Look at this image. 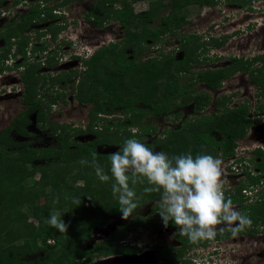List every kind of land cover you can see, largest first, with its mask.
Wrapping results in <instances>:
<instances>
[{
    "label": "flooded vegetation",
    "instance_id": "obj_1",
    "mask_svg": "<svg viewBox=\"0 0 264 264\" xmlns=\"http://www.w3.org/2000/svg\"><path fill=\"white\" fill-rule=\"evenodd\" d=\"M74 1L81 0H61L59 3L54 1L50 5L46 3L50 8L45 5L44 9L39 7L38 2H35L29 13L26 12V9H23V14L20 15L18 20L3 22L2 27L0 25V99H4V102L8 99H17L18 104L23 107L15 113L10 123L0 124V141L10 140V142L16 144L14 147L12 146L15 150L17 148L22 149L27 143L29 148L41 151L46 148H53L63 152L64 150H60L63 146L62 142L64 140L71 143L74 141L72 132L66 131L65 127L70 126L72 130H82L84 138H88L85 143H89L103 137L100 134L101 131H105V126L110 125V131L116 130L117 137L125 130H129L134 137L150 148L162 151L160 145H157L158 140L166 139L172 132L182 129L180 134L184 135L187 134L188 126L198 120L216 118L232 112L245 126L243 128L244 133L234 139L231 154L225 155L223 145L216 148L217 153L215 156L222 160V179L225 181L226 196L242 195L245 198L244 203L235 202L233 207L243 213L245 206L258 205L260 207L257 217H264L262 213V208H264V51L253 55L248 49L250 44L242 43L243 45L238 46L237 49L242 48L243 53H234L236 47H234L233 41L229 43V40L239 30L234 28L232 31L225 30L223 32L221 30L220 32L217 21H212L205 28L204 25V31L202 32L191 31L192 24L189 21L188 10L186 9L187 22L175 33L167 32L173 35L178 34L174 45L171 39L165 40L167 33L163 34L158 42L147 38V49L154 48L155 45L158 46L155 49L157 53L145 55L142 50L134 47L137 39L127 41L128 32L119 20L112 19L103 22L101 26L98 25L95 21V12L98 11L94 10L95 4L88 9L87 13L80 16L83 24L89 23L95 29H104L108 23L117 22L123 27L126 35L117 38L116 41L109 42L107 45H100L90 55H86L84 49L82 54L81 52L77 53L75 48L80 43L74 42L68 34L59 37L61 33L57 30L59 27L63 29L70 21L75 24L73 17L72 20L68 21L67 15L62 14V7ZM39 2L43 3L44 0H39ZM194 5L200 7L215 6L209 4ZM36 7L43 12L46 8L50 9L52 10L53 19L57 18L64 21L60 22L58 20V23L56 21L49 23L47 19L43 20L42 16L44 14L40 17L41 21H32L39 32L38 37L35 38L39 39L40 43L33 49L27 50L26 46L28 44L23 47L20 41L27 36L24 33H28L29 26L25 31L19 32V36H16L12 33L10 24L15 28L19 24L21 25L25 16L31 14ZM250 9L252 8L250 7ZM152 22L150 21V23ZM56 30L58 35L54 36L53 33ZM131 30L134 31V28ZM132 34L134 32H130V35ZM187 37H196L198 42L185 44ZM45 38H49L53 42V46L50 47L48 40L46 39V41ZM218 42L221 44L218 45ZM112 43L126 48V55L129 58L136 56L137 62L152 58L165 59L168 55H173L175 60L187 61L186 65L182 64V69L177 72L181 94L179 97H172L171 109L158 116L149 113L142 120V125L149 126L150 129L155 127L154 133L146 134L144 139L139 135L141 126L132 122V112L127 113L121 110L98 111L93 112L91 118L89 112L85 125H79L73 121L59 120L54 115L58 110L55 108L58 105V98L65 99L67 95H71V99L76 98L83 105L89 104L88 101L80 99V85L89 68L87 61L91 59L95 52ZM61 44H63L62 47H60ZM191 44L197 46L194 59L189 54ZM18 45H21V47L16 52L12 48H16ZM81 46L83 45L80 44L79 47ZM66 47L69 48V51L75 53H72L69 59L64 60ZM224 49L230 53L224 54ZM31 51L39 56L35 59L34 56H31ZM128 51H132V55H129ZM33 60L41 65L33 75L36 77H34V87L32 92H29L31 80L28 81L25 77L29 73L27 66ZM3 61L6 66L4 70L1 65ZM218 71L221 72L223 77L217 86L216 74ZM31 73L33 72L29 74ZM208 74L210 83L206 79ZM212 82L215 84L212 85ZM66 104L64 102V105ZM136 104L141 109L151 107L144 101H137ZM61 112L60 110L59 113ZM48 113L54 124L50 123L51 128L45 131L42 130L40 125H44L46 129ZM94 115H96V121L93 129L91 124ZM145 119L148 121L146 120L147 122L143 123ZM25 120L28 122L24 123ZM33 121L36 125L40 124L39 130L31 127ZM120 122L122 123L121 127L117 130L116 125ZM12 129L16 131L19 136L17 139L20 140H16L9 135V131ZM35 132L37 135H34ZM215 135L218 140L222 139L221 134L216 133ZM148 137L150 141L145 142ZM47 141L54 142V145L51 143L48 145ZM100 146L101 144L98 145V148ZM116 146L120 147L121 145ZM1 147L2 144L0 149ZM69 147L73 148L74 145L70 144ZM55 157L58 156L55 155ZM41 161L46 163L44 160ZM34 162H39V160ZM251 176L260 177V181L250 182ZM155 193L154 195L141 196L138 199L140 202L138 209L128 219H124L120 211L106 217H100V219L102 218L101 223L92 228L91 235L79 242V248L85 254L78 260V264H264V223H262V219L259 220L257 225L252 224L239 229L235 235H232L231 226L217 225L215 239L193 244L187 236L178 231V226L171 222L167 228L163 225L156 203L160 199L161 193ZM143 204L148 205L149 213L139 215L138 211ZM59 211H61V217H63L65 210L59 209ZM66 211L69 212L66 216H73L72 205L68 207L67 204ZM250 211L248 210L249 214H251ZM51 212L50 210V214H53ZM36 220L37 222H33L28 219L33 225L41 226L40 221ZM221 229L223 231H220ZM39 245H42L44 250H38L30 257L24 255L20 260L29 261L32 259L34 264H38L39 257L44 256L48 251L51 254L61 248L56 235L49 237L45 245L41 242H39ZM107 245L112 246L114 251L106 255L101 250ZM260 249L261 251H259ZM253 255L255 260H253Z\"/></svg>",
    "mask_w": 264,
    "mask_h": 264
},
{
    "label": "trees",
    "instance_id": "obj_2",
    "mask_svg": "<svg viewBox=\"0 0 264 264\" xmlns=\"http://www.w3.org/2000/svg\"><path fill=\"white\" fill-rule=\"evenodd\" d=\"M21 1L15 0V3L17 4ZM136 1L138 0H100L94 8L95 11L98 10L95 12V21L101 26L103 22L112 19L119 20L128 32L127 41L148 38L158 42L163 34L167 32L175 33L187 22V13L185 11L188 5H216L219 2V0H171L169 3L165 0H154L148 9L136 12L132 6ZM166 6L171 7L170 11L167 15L161 16L160 10ZM42 14L43 11L38 10L36 7L31 14L25 16L21 25L19 24L15 28V26L10 24L12 33L19 36V32L25 31L32 21H41L40 17ZM159 16L163 24L156 28H150V21H154ZM132 28H134V31L131 30ZM17 29L18 31L16 32ZM57 32L56 30L53 33L54 36L58 35ZM130 32H134V34L130 35ZM12 33L11 35H13ZM20 42H22L23 46L25 42L28 44L29 40L23 39ZM191 42H198L197 38L187 37L185 44H190ZM217 44L221 43L218 42ZM193 46L191 44L190 49ZM136 59V56L129 58L126 55V48L115 43L95 52L91 59L87 61L89 68L80 85V99L93 103L94 113L114 110L132 112V122L141 126L139 135L144 139L146 134L154 133L155 127L150 129L149 126L142 125V120L149 113L158 116L171 109L172 97H179L181 94V85L179 84L177 72L182 69V64L186 65L187 61L175 60L173 55H168L165 59L152 58L143 62H137ZM32 77H34L33 73H28L25 78L30 81ZM222 77L221 72L218 71L216 74L217 86ZM206 79L210 83L209 74ZM214 84L212 82V85ZM33 87L34 84L31 80L28 91L32 92ZM137 101H144L151 107L141 109L137 106ZM27 122L26 120L24 121V123ZM121 124L120 122L116 125L117 130L120 129ZM244 126L235 113L228 112L223 116L205 118L190 124L186 131L187 134H180L182 129H178L166 139L156 142L157 145H160L162 151L169 155L192 152L193 155L207 153L215 156L217 153L216 148L220 145L224 146L225 155H227L232 153L234 139L244 133ZM105 127L106 130L104 135H102L103 137L93 142L82 144L64 140L60 149L64 150L63 152L53 148H46L41 151L29 148L27 143L22 149L17 148L15 150L13 147L16 144L10 142V140L0 141V145L2 144L0 149V264H34L32 259L24 261L20 260V258L24 255L30 257L38 250H44V247L39 245V240L42 239V244L45 245L47 239L56 234L58 235L57 240L61 248L51 254L48 251L44 256L39 257L38 264H78V260L85 254L79 248V242L91 235L92 228L101 223L102 218L100 219V217H106L119 211L117 200L109 198L108 194L112 193L109 189L107 190L100 186L99 192L101 191L100 199L102 198V200L98 202L96 197L92 200L95 195L89 194V192L92 190V185L97 184V177L93 168L88 165H82L79 162L81 159L90 160V153L94 151L99 163L105 168V171H108L110 168V156L113 152H101L98 145H122L127 138L134 136L129 130H125L119 137L109 138L110 125ZM216 133L222 135L221 140L216 138ZM70 144H73L74 147L70 148ZM8 147L11 148L8 149ZM55 155L58 157H55ZM56 158L58 159L56 160ZM38 160H44L46 163L37 164V162H34ZM87 168L90 171L85 172ZM37 174L39 175L38 178H36ZM30 179H34V184L29 183ZM79 180L84 181L82 186L77 185ZM94 180L96 181L93 182ZM259 181L260 177L258 176L250 177V182L252 183ZM51 183H54L56 191L65 193V195L67 191L74 192L80 197L78 202H86L82 209L77 205L78 202L72 203L75 206V210H72V218L66 216L69 213L68 211H64L65 216L63 215V217L73 219L74 225L77 227L72 231L65 230L61 232L48 225L45 219L50 214L39 213L37 208L41 207L35 205L40 203L39 199L43 196L38 197L36 194L33 196L22 195L18 189V187L24 185L37 186L42 184L46 187ZM154 193H147V195H154ZM76 195L74 198H76ZM230 198L233 203H244L245 201L242 195ZM44 199L46 198L44 197ZM8 200L12 203L21 202L20 209L27 216L29 212L31 214L34 212L35 218L40 221L41 226L33 225V228L20 231L16 226L20 219L19 217H13L12 225L7 228L5 221L8 218ZM62 202L59 207H64L65 209V201L62 200ZM138 205H140L139 201ZM26 206H28L29 212L23 210ZM259 207L258 205L244 207L243 213L251 218V225H257L260 219L264 223V217H257ZM262 209L264 214V208ZM248 210H251V214L248 213ZM80 217H84L82 220L85 226L82 228L78 227L77 224ZM26 218L28 220V217ZM112 251L114 249L109 245L101 250L106 255Z\"/></svg>",
    "mask_w": 264,
    "mask_h": 264
},
{
    "label": "rangeland",
    "instance_id": "obj_3",
    "mask_svg": "<svg viewBox=\"0 0 264 264\" xmlns=\"http://www.w3.org/2000/svg\"><path fill=\"white\" fill-rule=\"evenodd\" d=\"M50 1L51 0H47V1L44 0L43 3H40L39 0H26V1H21L19 4H16L15 0L0 1V13L3 15L2 16L0 14V18H1L0 19V25L3 22L5 23V22L10 21V20H14V19L18 20L20 18V15L23 14V12H22V11H24L23 9H26V12L29 13L30 12L29 10L32 9V6H34L35 2H38L40 4L39 7H42L44 9L45 5H46V7L50 8L48 5L52 4L54 1L59 3L61 0H54L53 2H50ZM153 1L154 0H138V1L134 2L132 4V6L134 7V10L136 12H141L143 10L148 9L150 4ZM165 1H167L169 3L171 2V0H165ZM99 2H100L99 0H81V1H77V2L74 1L73 3H70L69 5H64L62 7V14L67 15L68 21L75 19V20H73V21H75V24H72V22L70 21L67 24V26L63 27V29L60 27L57 28L59 33H61L59 35V37L62 35L65 36L66 34H68L71 37L70 39H73L74 42L82 44L83 46H81V47H79L80 44L76 45L78 48V49L75 48L77 50V53L81 52V54H82V51L84 49V51H86V55L87 54L90 55L100 45H102V44L107 45L109 42L116 41L117 38H121V37L126 35L125 31H123V27L120 24H118L117 22L108 23L104 29H95V27L89 23L83 24L80 16L87 13L88 9L91 6H93L95 4L97 5V3H99ZM46 3H48V5ZM101 5H103V4H101ZM250 7L252 9L249 10ZM170 8H171L170 6H166L165 8L161 9L160 15L161 16L166 15L170 11ZM187 10H188L187 12H188L189 21L192 24L190 27L191 31L195 30V31L202 32V31H204L203 29L205 27H207L212 21H217V23H219L218 29L220 30V32H221V30L223 32L225 30L232 31L234 28H237L239 30L238 33L236 35H234L231 40H229V43H231L233 41V43L235 45L234 47H236L234 50V53H237V54L243 53L242 48L237 49L238 46L241 47L243 45L242 43H247V45L250 44L248 49L253 55H255L257 52H263L264 51V0H219L218 4H216L215 6H203V7L201 6L200 7L198 5L190 4L187 7ZM43 14L44 15L42 16V18L47 19L49 21V23L54 22V21H56L58 23L59 19L55 18L56 19L55 20L52 17V10L46 8L44 10ZM62 21H64V20H61L60 22H62ZM33 24H34V22H31V25H29L28 33H24L27 35L24 37V39L26 41L29 40V43L27 46H26V42L23 44L24 47L25 46L27 47L26 48L27 50L33 49L35 46L38 45V43H40V40L35 38L36 36L38 37L39 32L36 29V25H33ZM161 24H162V21L160 20V16H159L152 23H150V27L155 28V27L160 26ZM44 25H46V24H44ZM203 26H204V28H203ZM1 27H2V25H1ZM63 30H64V32H62ZM176 36H178V34L173 35V34L167 33L165 35V40L171 39L172 40L171 42L174 45V43L176 42L175 41ZM46 39L49 42L48 45L50 47L53 46V42L50 41L49 38H45V40ZM37 40H39V41H37ZM54 41H56V40H54ZM235 41H236V43H235ZM248 41H250V42H248ZM0 43H1V40H0ZM62 45L63 44H61L60 47H62ZM134 45H135L134 47L137 48L138 50H142L145 53V55L150 54V53H152V54L157 53V50L155 51V49L157 48L158 45H155L154 48L152 47L151 49H147L146 39L136 40ZM20 47L21 46L18 45V46H16V48L13 47L12 49L17 52V50ZM196 49H197V46L194 45L192 47V49L189 50V52H190L189 54L192 55L193 59H194L195 53L197 52V51H195ZM65 50H66V53L64 54L65 55L64 60L69 59L70 55L72 53H75V52L69 51V48H67V47L65 48ZM225 50L226 49H224V51H223L224 54L230 53V52L225 51ZM239 50H241V51H239ZM128 52L130 53L129 55H132V51H128ZM31 56L32 57L34 56V58L36 59L39 55L36 53L34 54L32 52ZM1 65H2V69L4 70L6 68L4 61ZM40 65L41 64L35 60L31 61L27 66L28 72L29 73L33 72V75H35L36 69ZM34 77H32V79H31L33 84H34V80L36 78V77L35 78ZM70 96L71 95H67L65 97V99L58 98V105L55 107L58 110L54 114L55 117H58L59 120L73 121L74 123H77L79 125H81V124L85 125L86 121L88 120L89 112L91 113L89 115L90 118L93 114L94 105L92 103H89L88 105H83L76 98L71 99ZM8 100H6V102H4V99H0V124L3 123L4 125L10 123L13 116H15V113L18 110H21L23 108L22 105L18 104L17 99H15V100L14 99H8ZM64 102L67 104L64 105ZM64 109H65V111H64ZM60 110L62 111L61 113H59ZM93 117H94V120L91 124L92 125L91 128L94 127V123L96 121L95 120L96 115H94ZM50 118L51 117L48 113L46 129L44 128V125H40V124L36 125L34 123V121L31 123V127H35V129L39 130L40 126H41L42 130L46 131L47 129L51 128L52 123L54 124V122L51 121ZM146 120L147 119H145V121L143 123H146L148 121V120L147 121ZM65 130L72 132L73 139L76 142L85 143V142H87L86 140H88V138H84V136L82 135V130H79V129L72 130V128L70 126H67V128L65 127ZM32 133H34V132L32 131ZM100 134H101V136L104 135V131H101ZM109 134H110L109 138H115L118 135L116 130H111ZM9 135L16 140H20V139H17V137H19V136L17 135L16 131L13 129L9 131ZM34 135H37L36 132ZM148 139H149V137L147 139H145V142H149L150 140H148ZM50 143H51L50 141H47L48 145ZM51 144L54 145V142ZM118 148H119V146H116L113 144L101 145L99 147L100 151L108 152V153L116 151ZM44 163L45 162H43V161L37 162V164H44ZM88 168L85 169V172L90 171ZM38 177H39V175L37 174L36 178H38ZM96 180H94L93 182L96 181L97 184L92 185V190L89 192V194H94L95 196L92 198V200L96 197V201L99 202V200H102V198L100 199V196H101L100 195L101 191L99 192L100 186L106 188L107 190L108 189L111 190L112 181L101 182L98 179H96ZM83 182L84 181L79 180L77 185L82 186ZM29 183L34 184V179H30ZM145 187H150V185L147 184L146 180L143 184L138 182L135 185V190L137 192L138 198H140L141 196L147 195V193H152V192H145L144 191ZM18 189L22 195L33 196L34 194H36V196H38V197L43 196V197H40V199H39L40 203L35 204L37 207H41V208H37L39 213H41V214L45 213V215H47L48 213L50 214L49 210H51L53 212V215H56L59 218H63V220L66 224L67 230L72 231V230L77 228L74 225L73 219H71L73 216L70 219L69 218L66 219V217H61V211H59V208L66 210L67 204H68V207H70L72 205V203H74V196L76 195L74 192L67 191L66 195H65V193H60L59 191H56L57 190L56 188H54V183L53 184L51 183L50 185H48L46 187H44L42 184H38L37 186L24 185V186L18 187ZM105 190H103V191L106 192ZM108 195H109V198L111 200L115 199L113 197L112 193L108 194ZM44 197L46 198V202H45ZM76 198H79L78 195H76ZM62 200L65 201V205H64L65 209H64V207H59V205H61V203H63ZM86 200H88V199H86ZM44 202H45V205H44ZM100 203H101V205H103L102 202H100ZM8 204H9L8 209H7L8 210V216H7L8 218L5 221L7 228H9V226L12 225L11 223H12L13 217H19L20 220L16 224V226L20 231H22V230L24 231L28 228L34 227L33 224L30 223L26 218V217H28V219L32 220L33 222H37V220L35 219L34 212L31 214L28 211V209H27L28 206L24 207V209H23L24 211L27 210L29 212L28 216H27L20 209L21 202L12 203L10 200H8ZM77 205L82 209V207H84V205H86V202L81 201V202H78ZM72 210H75V206H73V205H72ZM138 213H139V215L148 214L149 213L148 205L143 204L142 207L139 209ZM9 217H11V218H9ZM83 218L84 217H80L78 219V221H77L78 227L80 226L82 228L85 226V223L82 220ZM7 222H8V224H7ZM56 237H58L57 234H56ZM39 242L43 243V240L40 239ZM259 251H261V249ZM261 258H262V256L260 257V260H261ZM263 259H264V257H263ZM253 260H255L254 255H253Z\"/></svg>",
    "mask_w": 264,
    "mask_h": 264
},
{
    "label": "clouds",
    "instance_id": "obj_4",
    "mask_svg": "<svg viewBox=\"0 0 264 264\" xmlns=\"http://www.w3.org/2000/svg\"><path fill=\"white\" fill-rule=\"evenodd\" d=\"M90 155V160L81 159L80 164L93 168L99 181H112L111 191L124 219L133 216L139 206L135 185L146 180L150 187H145V192L161 193L156 203L163 225L167 228L171 222L178 226V231L193 244L215 239L217 225L231 226L235 235L252 223L226 196L222 160L218 156L192 152L169 155L134 136L111 154L108 171L94 151ZM78 201L80 197L74 198V202ZM45 222L61 232L67 230L63 218L56 215L50 214Z\"/></svg>",
    "mask_w": 264,
    "mask_h": 264
},
{
    "label": "water",
    "instance_id": "obj_5",
    "mask_svg": "<svg viewBox=\"0 0 264 264\" xmlns=\"http://www.w3.org/2000/svg\"><path fill=\"white\" fill-rule=\"evenodd\" d=\"M107 153V152H106ZM108 259H112V258H108Z\"/></svg>",
    "mask_w": 264,
    "mask_h": 264
}]
</instances>
